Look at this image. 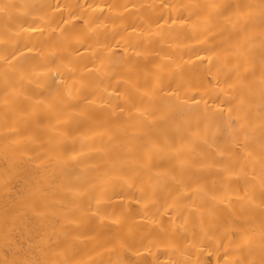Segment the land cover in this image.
Listing matches in <instances>:
<instances>
[{
  "label": "bare ground",
  "instance_id": "bare-ground-1",
  "mask_svg": "<svg viewBox=\"0 0 264 264\" xmlns=\"http://www.w3.org/2000/svg\"><path fill=\"white\" fill-rule=\"evenodd\" d=\"M0 264H264V0H0Z\"/></svg>",
  "mask_w": 264,
  "mask_h": 264
}]
</instances>
